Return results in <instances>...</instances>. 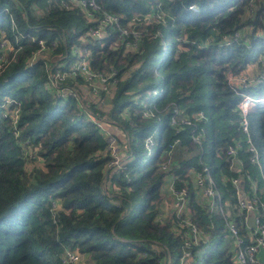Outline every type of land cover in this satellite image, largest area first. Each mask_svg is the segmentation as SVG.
<instances>
[{"label": "trees", "instance_id": "1", "mask_svg": "<svg viewBox=\"0 0 264 264\" xmlns=\"http://www.w3.org/2000/svg\"><path fill=\"white\" fill-rule=\"evenodd\" d=\"M96 1L120 15L121 25L131 15L156 7L166 12V22L149 25L138 46L129 48L114 29L90 38L93 22L79 7L65 8L61 0H0V41H10V51L0 47V59L7 61L0 70V264H63L67 247L77 249L89 264H178L187 236L174 213L162 222L156 218L169 174L177 176V187L187 186L188 214L205 234L190 247L191 257L201 254V264H234V239L224 217L197 198L191 176L192 168H209L231 203L240 234L249 241L252 228L246 211L233 207L237 200L231 177L240 174L245 189L254 181L264 202V111L257 112L255 105L248 114L260 153L255 163L244 149L237 102L242 92H264V76L256 86L242 89L230 85L228 72L239 74L259 58L264 62V0ZM193 3L197 11L189 8ZM156 30L161 35L154 37ZM235 31L239 38L225 44V37L230 39ZM17 33L21 48L11 60ZM182 36L187 42L179 51L176 44ZM207 36V45L198 47ZM40 39L55 40L57 47L31 63ZM169 40L172 49L156 66ZM75 47L88 52L95 71H115L112 97L102 92L89 97L88 81L73 74L58 86L77 91L78 98L56 91L48 70L72 62ZM258 66L264 73V65ZM162 85L158 117L133 115L130 124L123 111L133 94L146 96ZM9 99L14 100L10 105ZM175 107L184 113L204 112L201 144L191 140L188 127L176 131L169 123ZM93 119L119 134L118 171L109 165L106 140ZM155 127L156 145L146 156L143 140ZM235 139L243 145L239 153L244 171H233L225 154L226 144ZM31 158L39 163L27 169ZM227 234L233 244L221 246Z\"/></svg>", "mask_w": 264, "mask_h": 264}, {"label": "built area", "instance_id": "2", "mask_svg": "<svg viewBox=\"0 0 264 264\" xmlns=\"http://www.w3.org/2000/svg\"><path fill=\"white\" fill-rule=\"evenodd\" d=\"M61 5L65 8H70L72 6L79 7L88 20L92 21L87 34L90 38L98 39L105 35H108L107 29H114L117 32V37L119 42L129 48H136L144 32L147 30L148 26L153 23L164 24L166 22V12L160 8H154L142 14H133L126 19L124 24H120L121 16L107 10H104L101 4L96 0H61ZM189 8L197 11L196 4H190ZM7 7H2L1 10H7ZM251 10V7L249 8ZM97 11L101 12V15H97ZM37 12L43 13L44 11L38 9ZM112 26V27H110ZM16 26L12 23V30H15ZM84 35L83 38H86ZM160 36L161 32L156 30L155 36ZM239 32L235 31L230 39L225 37V44H229L232 39H238ZM17 50L13 52L10 59L18 58L16 52L21 48V44L18 41V33L16 37ZM211 40L210 36H207L203 42L197 44L198 47L206 46ZM184 42H187L186 36L178 38L176 44L177 49L182 51L184 47ZM166 43V42H165ZM0 47L6 48V51H10V41L6 37H2L0 41ZM57 47L55 40L46 42L45 40H39V48L32 54L30 62H34L38 57L37 55H43L52 52ZM163 55L157 60L156 66H160L165 60V55L168 51L172 49V46L164 44ZM73 52L76 54V60L70 62L64 67H59L55 71L52 68L48 70L50 79L53 86L56 87V91L61 95H69L78 98L77 91L67 88H62L58 86V83L64 79L68 74L81 75L88 81V88L90 94L100 96L101 92L107 97H112L116 91L118 78L116 77L115 71H110L108 73H103L95 71L90 66V58L88 57V52H84L82 49L75 47ZM258 63L263 66L264 62L259 58L255 63L247 64L246 68L239 74H233L231 71L228 72V80L231 86L234 88H247L249 86H256L261 82L260 77L264 76L262 70L259 69ZM7 64L3 58L0 59V70ZM260 70V71H259ZM257 71V72H256ZM259 72V73H258ZM258 73V74H257ZM257 74V75H256ZM164 92V86L154 88L148 95L142 96L139 94H133L131 102L126 106L123 111L124 116L128 119L129 123L132 124L133 115H138L143 118L158 117L159 109L157 107V100ZM14 100L9 99L6 104L10 105ZM255 99L249 92H242L241 97L237 102V107L239 111L238 126L240 130L244 133L245 151L250 153V159L252 162L258 163L260 153L255 145L249 121V112L255 107ZM18 114V104L17 108L14 109L13 115L16 120ZM204 112L202 110L192 111L191 113H184L179 108L175 107L173 114H171L169 123L175 127L176 131L181 130L184 127H188L190 130L191 140L196 144H201L205 128L203 125L199 124L204 118ZM96 125L100 129V133L104 136L106 140V149L111 156L109 165L113 167L115 171L122 168L121 161V144L117 135L114 131L109 128L102 120L93 119ZM158 127H155L151 132H149L143 140V146L147 151V155L152 154L154 151L156 140L155 133ZM179 137L175 141H179ZM243 145L240 139H235L234 141L228 142L225 146V154L228 157L229 167L233 171H244L243 161L240 157V150ZM249 179V174H246ZM175 174H169L166 179L165 187L166 194L171 195L172 198L164 199V207L162 211H159L156 218L158 221H163L172 212L175 216L176 225H178L187 236L184 241V249L179 256L178 264H186L187 260L191 258L190 247L193 244L205 237L204 231L197 227L196 222L188 214L189 207V190L187 186L183 185L177 187ZM192 183L194 186L198 187V195L204 197L200 199L204 205L210 210H215L219 212L225 221L226 228L229 234L234 239L235 250L233 253V263L234 264H254L259 262L258 250L259 248L264 249V222L262 216H264V202L259 200L257 196L258 187L257 184L252 181L250 184V189H245L240 181V174L234 173L231 177V182L236 186V203L234 208L237 207L239 210L246 211V222L249 215L254 216L252 231L249 233L250 240L245 241L239 232L238 225L231 217V203L223 197L222 191L217 187L216 178L212 175L209 168L202 164L200 169L192 168ZM264 191V187L262 188ZM166 195V196H167ZM259 204L262 205L261 210L259 209ZM168 205H172L171 208ZM86 259L82 257V254L73 248H65L62 255L63 264H86Z\"/></svg>", "mask_w": 264, "mask_h": 264}, {"label": "rangeland", "instance_id": "3", "mask_svg": "<svg viewBox=\"0 0 264 264\" xmlns=\"http://www.w3.org/2000/svg\"><path fill=\"white\" fill-rule=\"evenodd\" d=\"M168 46H172V40H169L168 41ZM185 47V46H184ZM39 56H41V55H39ZM39 56L37 55V57L39 58ZM74 60H76V58L74 59ZM73 60V61H74ZM90 90H89V88H88V92H89ZM144 93H148V89L144 92ZM252 96H253V98L255 99V104H256V111L257 112H260V111H264V92H262V93H254V92H249ZM95 97L96 95H94V94H90V92H89V97ZM29 153H30V151H29ZM146 156H148V155H146ZM33 157V156H32ZM39 163V159L38 160H36V159H34V158H31L30 159V161L27 163V169H31V167L33 166V165H35V164H38ZM263 171H264V160H263ZM163 191H165L164 189H163ZM163 198L164 199H170V198H172L171 197V195H167V196H163ZM197 198L198 199H204V197H202V196H199V195H197ZM164 207V205H162L161 206V208H160V210L159 211H162L163 208ZM168 207L169 208H171L172 207V205H168ZM158 214V213H157ZM167 214L168 215H170L169 214V212H167ZM226 244H230V235L229 234H227V236H225L224 237V239H223V241H222V243H221V246H224V245H226ZM156 247L157 248H159V246L158 245H156ZM82 257L84 258V259H86L85 258V256L84 255H82ZM201 262H202V257H201V254H196V255H193L191 258H190V261H188L187 263L188 264H195V263H198V264H201ZM86 264H89L87 261L85 262ZM186 263V264H187Z\"/></svg>", "mask_w": 264, "mask_h": 264}, {"label": "water", "instance_id": "4", "mask_svg": "<svg viewBox=\"0 0 264 264\" xmlns=\"http://www.w3.org/2000/svg\"><path fill=\"white\" fill-rule=\"evenodd\" d=\"M253 222H254V216L253 215H249L247 218V224L249 226H253ZM258 259L260 262H264V249L261 247L258 250Z\"/></svg>", "mask_w": 264, "mask_h": 264}, {"label": "crops", "instance_id": "5", "mask_svg": "<svg viewBox=\"0 0 264 264\" xmlns=\"http://www.w3.org/2000/svg\"><path fill=\"white\" fill-rule=\"evenodd\" d=\"M112 130L114 131V129H112ZM114 133H115V134L117 135V137H118L119 134H118L116 131H114ZM230 244H231V245L233 244V240H232V238H230ZM188 261H190V258L187 260V262H188ZM187 262H186V263H187ZM187 264H188V263H187Z\"/></svg>", "mask_w": 264, "mask_h": 264}]
</instances>
